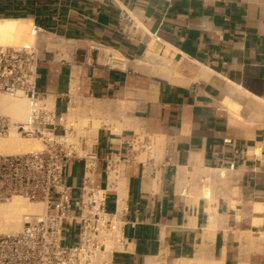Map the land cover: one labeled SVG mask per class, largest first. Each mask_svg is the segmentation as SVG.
<instances>
[{"label": "crops", "instance_id": "1", "mask_svg": "<svg viewBox=\"0 0 264 264\" xmlns=\"http://www.w3.org/2000/svg\"><path fill=\"white\" fill-rule=\"evenodd\" d=\"M9 19L41 29L36 90L57 120L73 99L101 112L91 177L122 224L110 264H264V0H0ZM133 132L163 136L157 161L123 160ZM206 169L226 171L209 198ZM64 174L78 197L84 161Z\"/></svg>", "mask_w": 264, "mask_h": 264}, {"label": "built area", "instance_id": "2", "mask_svg": "<svg viewBox=\"0 0 264 264\" xmlns=\"http://www.w3.org/2000/svg\"><path fill=\"white\" fill-rule=\"evenodd\" d=\"M40 32L33 25L34 43L0 44V94L20 95L28 105L22 122L0 112V138L14 131L40 142L38 150L0 152V203L21 197L44 205V212L25 219L19 231L0 233V264H110L112 252L121 245L120 214L107 211V187H97L91 177L95 158L91 124L77 128L78 118L59 122L56 111L36 90ZM117 56L110 54L106 63L121 66L123 57ZM153 142L154 135L133 132L123 160L150 153ZM73 159H82L85 168L78 197L64 174ZM106 162L113 168L111 154ZM75 225L76 238L70 242Z\"/></svg>", "mask_w": 264, "mask_h": 264}, {"label": "bare ground", "instance_id": "3", "mask_svg": "<svg viewBox=\"0 0 264 264\" xmlns=\"http://www.w3.org/2000/svg\"><path fill=\"white\" fill-rule=\"evenodd\" d=\"M33 39H35V36L33 35V24L31 21L22 19L0 20V44H19L21 42H31ZM156 45L155 41L151 42L146 54L157 52L158 47ZM105 51L109 52L106 59H109L108 56L110 54H112L113 58L120 55L115 50L109 48H105ZM120 65H126L124 58ZM76 110L77 108L74 103H71L69 112L74 113ZM0 112L9 116L15 122H22L26 120L28 105L20 95L10 96L8 94H0ZM97 127V125L91 127L90 135H93L92 137L95 136ZM163 140V136L161 135L154 136V145H152L150 153L147 154L148 157L154 156L156 159H159ZM39 148L40 142L37 139L20 137L14 131L0 138L1 153L18 154L38 150ZM206 171L207 174L203 179L204 181H211L217 178L223 179L226 175L225 169H206ZM112 173H114V170ZM200 194L208 198L211 197V188L208 186L204 187ZM119 203H122V201H119ZM43 212L44 205L42 202H32L21 197H13L8 202L0 203V233H15L24 226L26 223L25 219L40 215Z\"/></svg>", "mask_w": 264, "mask_h": 264}, {"label": "rangeland", "instance_id": "4", "mask_svg": "<svg viewBox=\"0 0 264 264\" xmlns=\"http://www.w3.org/2000/svg\"><path fill=\"white\" fill-rule=\"evenodd\" d=\"M34 40H31L32 43H34ZM28 43V42H27ZM47 46H45V48L47 50H54L56 47L58 48H61L59 47V45H53L52 42H47ZM23 44V42L19 43V44H10V45H21ZM37 45L39 47V49L41 50L42 48H44L43 46H40L41 44L39 43V41H37ZM103 54H104V58H103V61L105 62L106 61V57H107V54L109 53L108 51H105V49L102 50ZM112 52V51H111ZM73 102L75 107L77 108L76 111H74V113L72 112H69L68 115L66 116L67 119L69 120H72L74 118H78L77 119V124H76V127L77 128H81L82 126L86 125V124H91V127H93V125H97V126H100L102 124V119H101V115L99 113V111L97 109H95L92 105H83L79 99H73ZM93 136V135H92ZM155 136V135H154ZM154 145V144H153ZM148 153H142V154H139L138 156V159L139 160H146L150 157L154 158L155 161H157V159L154 157V156H150L148 157L147 155ZM113 173H111V176H112ZM206 184V183H205ZM208 187H210V181H207V184H206ZM76 230H77V226L75 225V228L74 230L72 229V232H73V239H71L70 242H72V240H74V238H76Z\"/></svg>", "mask_w": 264, "mask_h": 264}]
</instances>
